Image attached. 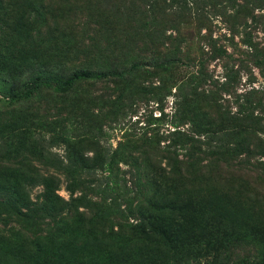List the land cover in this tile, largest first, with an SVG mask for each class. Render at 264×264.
Here are the masks:
<instances>
[{"label":"trees","instance_id":"trees-1","mask_svg":"<svg viewBox=\"0 0 264 264\" xmlns=\"http://www.w3.org/2000/svg\"><path fill=\"white\" fill-rule=\"evenodd\" d=\"M2 1H9L12 10H34L40 2L14 0L11 4L12 0H0L2 5ZM158 1L161 0L134 3V10L141 7L142 15L150 21L137 31L140 45H132L142 59L146 45L156 51V41L164 38L169 44L166 33L157 30L158 20L170 17L166 10H198L201 3L209 0ZM167 1L170 5L166 8ZM250 1L241 0V10L232 8L234 17L243 25L249 19L255 21L253 11L246 10ZM58 4L49 0L46 6L53 10ZM13 24L0 29L5 39L11 37L5 60L13 67L39 62L42 52L37 46V55L26 50L29 45L25 36L33 29L29 18L21 14ZM181 42L184 43L182 38L176 40L171 56L165 55L163 60L137 59L116 71L81 68L55 86L38 70L21 82L19 90L0 100V264H264V206L261 209L255 205L256 210H252L248 204L252 192L257 193V204L264 199V144L258 138L264 127L260 117L254 116L258 110L262 113L264 102L257 97L258 92L251 90L236 97V111L230 112L229 106L221 105L218 92L204 89L209 78L206 61L190 58L187 49L177 46ZM243 44L264 76V45L250 39ZM91 45L97 46L99 41L87 42L83 49ZM210 49L211 58L226 56L223 49L211 45ZM20 59L18 64L16 60ZM182 65L186 71L194 67L196 70L172 82L166 95L176 99L170 145L183 152L184 158L176 160L175 168L168 173H152L145 139L144 150L132 164L138 170L134 189L113 171L116 158L123 156L117 150L101 158L95 155L94 160L100 164L94 169L103 174L99 179L97 173L85 170L86 159L73 152L71 141L63 156H45L37 151L38 144L30 143L29 138L23 141L21 128L6 126L11 122L6 118L17 101H29L31 93L47 90L63 96L89 81L110 79L127 84L140 71L154 70L165 75ZM233 74L228 69L219 85L226 95L235 92L237 78ZM194 95L198 96L195 100L191 98ZM48 111L43 112V121L55 123ZM35 163L55 173L42 171ZM84 174H90L89 178L85 179ZM60 177L67 181L68 200L57 193ZM189 184L197 190L198 206L185 211V205L192 203ZM38 187L42 190L32 198V190ZM76 192L80 195L74 196ZM131 194L134 196L129 199ZM206 212L209 216L203 218Z\"/></svg>","mask_w":264,"mask_h":264},{"label":"rangeland","instance_id":"rangeland-1","mask_svg":"<svg viewBox=\"0 0 264 264\" xmlns=\"http://www.w3.org/2000/svg\"><path fill=\"white\" fill-rule=\"evenodd\" d=\"M48 1L40 0L34 10H12V7H8L9 1H2L3 5L0 4V29L13 26L18 17L24 15V18H29V27L33 28L25 36L29 45L26 50L37 55V46L42 52L39 62L33 61L28 67H13L5 60V48H8L11 37L8 38V34V39H5L0 32V100L6 94L19 90L21 82L34 76L38 70L49 84L55 86L81 68L91 71H116L127 68L137 59L163 60L165 55L171 56L170 51L175 48V41L182 38L184 43H178L177 46L187 49L191 54L190 58L206 61L205 72L209 78L204 89L218 92L222 97V106H229L230 112L235 113L236 97L251 90L258 92L257 97L264 102L263 73L256 67L255 58L243 44L246 39H250L253 43L264 45V0H252L247 4L246 10L253 11L255 21L249 19L246 25L242 24L241 19L234 17L232 9L241 10L238 8L244 3L241 0H209L201 3L198 10H166L165 14L170 17L160 18L157 30L166 33L169 44L164 38L156 41V51L146 45L144 59L132 46L140 45L137 40L139 28L150 24L147 15H142L144 11L141 7L134 10V3L138 0H56L59 4L53 10H48ZM40 3L43 5H39ZM129 5L132 10H129ZM167 5L170 2L164 3V7L167 8ZM97 41L99 45L83 49L87 42ZM210 45L225 50L226 56L223 59L211 58ZM16 62L20 64L21 59ZM226 69H231L234 72L233 77L237 78L235 92L230 95L223 93L219 86L224 82ZM186 70L182 65L180 69H173L165 75L154 70L140 71L127 84L110 79L89 81L63 96L53 95L47 90L37 91L31 93L29 101H17L6 118L11 121L6 126L21 128L24 132L23 141L29 138L30 143L38 144L37 151L45 156H63L68 142L71 141L73 152L82 154L86 159L85 170H90V174L97 173L99 179L103 174L94 169L100 164L94 160L95 155L101 158L117 150L123 156L116 158L113 171L128 188L134 189L138 170L132 164L144 150L145 139L149 146L146 150L150 153L148 167L152 173H168L175 168L176 160L182 161L184 158L183 152L170 145V133L174 130L170 121L176 112V99L167 96L166 90L172 82L180 81L196 69L194 67ZM130 81L134 83L130 84ZM174 91L172 89V93ZM200 91L201 89L198 90ZM191 98L195 100L198 96ZM47 108L55 123L50 119L43 121L46 119L43 112ZM261 110L262 113L258 110L254 116L260 117L264 127V107ZM186 127L188 126H184V129ZM179 130L183 131V128ZM258 138L264 144V133L258 134ZM34 165L42 171L55 173L39 163ZM90 174H84L83 177L87 179ZM66 186L67 181L60 177L57 193L64 200L70 198ZM188 188L191 190L189 197L192 203L185 205V211L198 206L197 190H193L191 184ZM41 190L40 187L33 189L31 197L35 198ZM79 195L77 192L74 194ZM133 196L131 194L129 199ZM255 196L257 193L252 192L248 197V204L252 210H256L255 205L262 209L264 199H261L259 205ZM204 214L203 218L209 216L208 212ZM261 221L264 225V216Z\"/></svg>","mask_w":264,"mask_h":264}]
</instances>
